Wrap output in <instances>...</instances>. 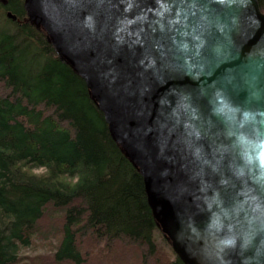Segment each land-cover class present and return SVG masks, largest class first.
Returning a JSON list of instances; mask_svg holds the SVG:
<instances>
[{
	"label": "water",
	"instance_id": "1",
	"mask_svg": "<svg viewBox=\"0 0 264 264\" xmlns=\"http://www.w3.org/2000/svg\"><path fill=\"white\" fill-rule=\"evenodd\" d=\"M23 6L25 20L84 80L181 262L264 264V13L257 0Z\"/></svg>",
	"mask_w": 264,
	"mask_h": 264
},
{
	"label": "trees",
	"instance_id": "2",
	"mask_svg": "<svg viewBox=\"0 0 264 264\" xmlns=\"http://www.w3.org/2000/svg\"><path fill=\"white\" fill-rule=\"evenodd\" d=\"M23 2L9 0L19 22L0 3V264H183L138 168Z\"/></svg>",
	"mask_w": 264,
	"mask_h": 264
},
{
	"label": "flooded vegetation",
	"instance_id": "3",
	"mask_svg": "<svg viewBox=\"0 0 264 264\" xmlns=\"http://www.w3.org/2000/svg\"><path fill=\"white\" fill-rule=\"evenodd\" d=\"M3 0H0V3L2 4V12L5 13L6 17H8V13L12 14L13 17H8L11 20H15L17 22H19V18L10 10L8 9L9 6V0H5V3H2ZM25 19V18H24Z\"/></svg>",
	"mask_w": 264,
	"mask_h": 264
},
{
	"label": "rangeland",
	"instance_id": "4",
	"mask_svg": "<svg viewBox=\"0 0 264 264\" xmlns=\"http://www.w3.org/2000/svg\"><path fill=\"white\" fill-rule=\"evenodd\" d=\"M158 236H160V235H158Z\"/></svg>",
	"mask_w": 264,
	"mask_h": 264
}]
</instances>
